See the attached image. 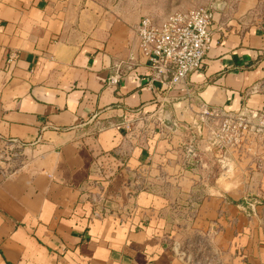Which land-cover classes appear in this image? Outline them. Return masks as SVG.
Segmentation results:
<instances>
[{
    "label": "crops",
    "instance_id": "crops-1",
    "mask_svg": "<svg viewBox=\"0 0 264 264\" xmlns=\"http://www.w3.org/2000/svg\"><path fill=\"white\" fill-rule=\"evenodd\" d=\"M216 7L201 68L172 88L140 55L137 19L0 0V137L26 145L0 177V264H187L183 229L224 264H264V162L222 173L186 154L203 107L264 114V10ZM234 166H249L242 186Z\"/></svg>",
    "mask_w": 264,
    "mask_h": 264
},
{
    "label": "built area",
    "instance_id": "built-area-1",
    "mask_svg": "<svg viewBox=\"0 0 264 264\" xmlns=\"http://www.w3.org/2000/svg\"><path fill=\"white\" fill-rule=\"evenodd\" d=\"M214 10L199 7L170 14L161 20L151 17L140 20L137 27L139 53L155 77L167 79L172 88H184L187 76L201 68L209 49ZM117 79L110 78L109 83L114 85ZM217 122L218 126L214 128ZM193 127L196 136L206 133L213 146L224 149L237 143L239 133L261 131L264 115L258 111L226 114L203 107L201 117L193 123ZM25 146L17 139L0 137L1 178H13L21 171ZM186 154L193 160L199 158L193 142L187 147ZM143 186L141 181L136 191Z\"/></svg>",
    "mask_w": 264,
    "mask_h": 264
},
{
    "label": "rangeland",
    "instance_id": "rangeland-1",
    "mask_svg": "<svg viewBox=\"0 0 264 264\" xmlns=\"http://www.w3.org/2000/svg\"><path fill=\"white\" fill-rule=\"evenodd\" d=\"M101 5L109 11H115L125 17L134 18L140 21L144 17H151L156 20L164 19L166 16L184 12L194 8H215L219 5V13L229 16L234 15L238 8H243L249 11V8L254 10H264V0H97ZM257 15V14H255ZM258 16V15H257ZM243 18V17H242ZM245 18L250 19V15ZM244 18V19H245ZM255 19V17H254ZM262 115H264L262 113ZM218 126V122L214 124V128ZM192 131H194L192 129ZM194 144V149L199 158L208 157L221 165V172L228 170L229 164L233 167V160L243 164L242 157L246 154V159H251L256 168L264 162V128L261 131L246 130L244 133L237 135V143L233 146H228L224 149H219L212 145L210 136L202 133L201 136H196L193 132L190 136ZM245 144V148L244 145ZM242 153V154H241ZM249 157V158H248ZM216 160V161H215ZM255 161V162H254ZM228 163V165H227ZM234 165H238L237 163ZM230 167V168H231ZM239 167V168H238ZM234 166L237 182L242 186L243 180L247 178L245 171H249V166ZM219 170V171H220ZM220 172V173H221ZM139 178L148 180L149 172L147 170L139 173ZM187 222V221H186ZM191 223V219L188 221ZM187 222V223H188ZM183 228V226L181 227ZM185 228V227H184ZM181 235L187 239L182 246L177 247V253L187 264H224L218 257L219 254L211 250L208 238L198 236L199 234H189L186 230H181ZM187 234V235H186ZM212 261V263L210 262Z\"/></svg>",
    "mask_w": 264,
    "mask_h": 264
},
{
    "label": "water",
    "instance_id": "water-1",
    "mask_svg": "<svg viewBox=\"0 0 264 264\" xmlns=\"http://www.w3.org/2000/svg\"><path fill=\"white\" fill-rule=\"evenodd\" d=\"M164 126L167 128H171L174 130V125H172V123L169 121V116L168 114L165 115V121H164Z\"/></svg>",
    "mask_w": 264,
    "mask_h": 264
}]
</instances>
